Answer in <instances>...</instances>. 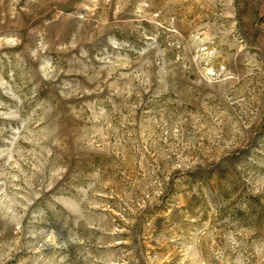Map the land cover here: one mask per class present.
I'll return each mask as SVG.
<instances>
[{
	"label": "rangeland",
	"instance_id": "374dc122",
	"mask_svg": "<svg viewBox=\"0 0 264 264\" xmlns=\"http://www.w3.org/2000/svg\"><path fill=\"white\" fill-rule=\"evenodd\" d=\"M0 264H264V0H0Z\"/></svg>",
	"mask_w": 264,
	"mask_h": 264
}]
</instances>
